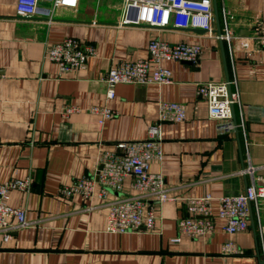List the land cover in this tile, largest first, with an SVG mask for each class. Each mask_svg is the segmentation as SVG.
<instances>
[{
  "label": "crops",
  "instance_id": "obj_1",
  "mask_svg": "<svg viewBox=\"0 0 264 264\" xmlns=\"http://www.w3.org/2000/svg\"><path fill=\"white\" fill-rule=\"evenodd\" d=\"M17 1L0 0V182L30 178L32 184L9 192L8 203L25 209L28 223L7 237L0 232V264H264V199L251 202L243 231L224 230L214 200L212 235L171 239L187 215L186 197L244 192L252 182L243 172L249 164L264 182V0H213L212 32L123 23L122 0H79L51 16L32 17L18 14ZM67 37L93 46L94 53L84 66L62 71L48 50ZM154 37L198 42L200 57L164 59L172 82L119 83L108 98V70L148 57ZM209 80H229L237 94L232 133L217 131L198 94ZM162 100L186 109L183 121L162 122L163 157L150 163L152 172L164 175L169 198L149 200L152 230L108 232L111 202L139 191L129 176L122 190L107 188L103 195L101 158L119 151V140L146 138ZM69 106L76 109L66 112ZM103 108L112 116L104 119ZM84 175L95 180L92 195L62 193ZM229 239L239 252H222Z\"/></svg>",
  "mask_w": 264,
  "mask_h": 264
},
{
  "label": "built area",
  "instance_id": "obj_2",
  "mask_svg": "<svg viewBox=\"0 0 264 264\" xmlns=\"http://www.w3.org/2000/svg\"><path fill=\"white\" fill-rule=\"evenodd\" d=\"M79 0H18L17 12L32 17L38 14L51 16L56 7L75 5ZM125 7L123 23L152 24L178 28L199 27L212 32L214 29L213 0H122ZM223 38V33L217 34ZM149 56L136 60H125L111 67L104 80L107 84V97L116 95L115 86L119 83H158L172 82L173 72L162 65L164 59L189 60L196 62L201 54L198 42H169L154 37L148 45ZM94 53L93 46H86L73 37L54 43L48 50L51 60L57 62L62 71H70L85 65L89 55ZM198 94L208 105V114L216 122L220 134L232 133L237 123L233 118V104L237 94L230 88L229 80L202 82ZM75 106L66 108V112L75 110ZM97 110L98 108H94ZM103 117L109 118L113 112L103 108ZM186 117L185 104L177 101L162 100L159 105L158 120L151 124L148 135L143 139L119 140V151L106 152L101 158L102 168L99 181L103 184L102 194L107 188L122 190L126 177H132L138 195L123 196L111 202L106 220L108 232H127L130 230H152L155 214L150 199L167 200L165 177L160 172H152L150 163L163 157L161 124L163 121H183ZM101 119V122L104 120ZM256 166L249 164L243 172L250 174L252 182L246 190L238 194L189 196L185 198L187 215L179 218V234L172 241H179L181 234L194 238L212 235L215 229L213 221V201H218V216L225 220L224 230L232 235L248 228L251 214V202L264 199V182L256 176ZM30 178H15L0 182V232L5 237L13 228L27 225L26 211L8 203L9 192L13 188L27 190L31 187ZM95 180L84 175L71 185L62 188L63 194L79 192L85 197L92 195ZM225 254L239 252L237 245L229 239L222 246Z\"/></svg>",
  "mask_w": 264,
  "mask_h": 264
},
{
  "label": "water",
  "instance_id": "obj_3",
  "mask_svg": "<svg viewBox=\"0 0 264 264\" xmlns=\"http://www.w3.org/2000/svg\"><path fill=\"white\" fill-rule=\"evenodd\" d=\"M215 14L217 15V9L215 8ZM216 31L218 32V34H220L221 33V30H220V28L217 26V29H216ZM188 62H192V61H189V60H187ZM236 122V121H235ZM102 168V165L100 166V168H99V170H98V175H99V172H100V169Z\"/></svg>",
  "mask_w": 264,
  "mask_h": 264
}]
</instances>
